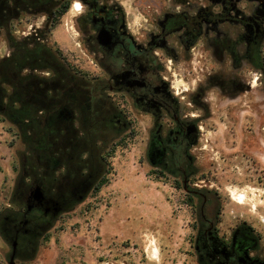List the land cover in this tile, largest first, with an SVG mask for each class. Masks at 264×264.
<instances>
[{"label":"flooded vegetation","instance_id":"obj_1","mask_svg":"<svg viewBox=\"0 0 264 264\" xmlns=\"http://www.w3.org/2000/svg\"><path fill=\"white\" fill-rule=\"evenodd\" d=\"M66 1L72 7L74 0ZM115 1L78 2L83 8L78 28L97 66L93 75L53 61L46 47L40 67L35 57L28 68H6L7 56L19 54L20 48L0 59V114L7 109L1 79L10 78L30 115L31 151L23 154L13 199L0 212L8 260L11 255L14 261L30 257L59 215L99 189L109 167L106 146L130 129L132 115H139L146 119V162L159 177L177 181L175 189L197 200L192 204V246L198 264H264L258 238L244 221L228 237L219 232L217 193L195 181L197 115L182 113V97L164 75L172 57L193 53L199 42L208 49L211 87L228 84V64L237 70L234 91L244 89L245 69L247 79L257 74L259 79L263 72L264 81V0H132L130 6L150 19L151 27L137 32L126 23L124 5ZM26 2L0 0V27L12 15L29 12ZM106 133L109 138H103Z\"/></svg>","mask_w":264,"mask_h":264},{"label":"rangeland","instance_id":"obj_2","mask_svg":"<svg viewBox=\"0 0 264 264\" xmlns=\"http://www.w3.org/2000/svg\"><path fill=\"white\" fill-rule=\"evenodd\" d=\"M120 1L133 32L151 27L147 24L150 19L147 21L130 6L132 0ZM73 2L39 46L18 44L21 52L14 54L15 64L5 60V67L28 68L35 57L40 67L46 47L53 61L72 67L78 74L93 75L97 66L78 28L83 8L80 0ZM45 18L39 11L12 15L0 27V59L12 54L8 36L21 41L43 27ZM192 52L172 57L164 75L182 97L178 98L182 113L197 115L195 181L217 193L219 232L228 237L231 228L244 221L264 253L263 72L259 79H255L258 74L247 79L250 74L245 69L241 76L244 89L234 91L231 82L237 79V70L228 64L224 73L228 84L211 87L208 49L198 42ZM41 68L45 72V67ZM14 83L15 79L8 78L2 85L7 109L0 114V212L13 199L11 191L22 174L23 154L31 151L29 139L25 141L24 132L9 119L10 110L21 106L8 101L9 94L16 90ZM131 117L130 129L113 137L104 150L109 167L99 189L59 215L31 256L14 264H198L192 246V204L197 200L175 189L177 181L159 177L146 162L142 129L146 119ZM105 136L109 138V134ZM8 251L9 245L0 233V264H8Z\"/></svg>","mask_w":264,"mask_h":264},{"label":"trees","instance_id":"obj_3","mask_svg":"<svg viewBox=\"0 0 264 264\" xmlns=\"http://www.w3.org/2000/svg\"><path fill=\"white\" fill-rule=\"evenodd\" d=\"M26 9L29 12H44L46 15L45 23L43 27L39 28L35 34L26 35L23 37L21 41L15 40L12 36H8V43L13 48H19L18 44H21L22 46H34L37 47L42 43L41 39L43 36H45L52 25L57 21L60 14H62L69 6L68 1L66 0H26ZM1 24V23H0ZM41 32L44 33L41 35ZM6 61L10 62L11 64H15L16 62V56L11 55L10 57L6 58ZM1 81L7 82V79H1ZM16 90L9 94V103L15 104L16 102L21 103V106L18 108L11 109L9 113V119L17 124H23L26 128V131H24V138L25 141H28L29 139V124H30V115H29V106L26 104L25 97L21 95L20 97L15 94ZM23 103V104H22ZM38 145H41L38 143ZM243 240V238H242ZM249 240V237H244V241L247 242ZM200 264H207L204 261H200Z\"/></svg>","mask_w":264,"mask_h":264},{"label":"water","instance_id":"obj_4","mask_svg":"<svg viewBox=\"0 0 264 264\" xmlns=\"http://www.w3.org/2000/svg\"><path fill=\"white\" fill-rule=\"evenodd\" d=\"M8 264H14L13 255H11L10 259L8 260Z\"/></svg>","mask_w":264,"mask_h":264},{"label":"crops","instance_id":"obj_5","mask_svg":"<svg viewBox=\"0 0 264 264\" xmlns=\"http://www.w3.org/2000/svg\"><path fill=\"white\" fill-rule=\"evenodd\" d=\"M149 250H147V252H148Z\"/></svg>","mask_w":264,"mask_h":264},{"label":"bare ground","instance_id":"obj_6","mask_svg":"<svg viewBox=\"0 0 264 264\" xmlns=\"http://www.w3.org/2000/svg\"><path fill=\"white\" fill-rule=\"evenodd\" d=\"M240 197V196H239ZM240 199V198H239Z\"/></svg>","mask_w":264,"mask_h":264}]
</instances>
